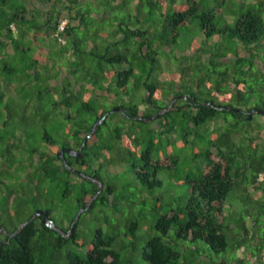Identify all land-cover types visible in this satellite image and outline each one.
Masks as SVG:
<instances>
[{"label":"trees","instance_id":"1","mask_svg":"<svg viewBox=\"0 0 264 264\" xmlns=\"http://www.w3.org/2000/svg\"><path fill=\"white\" fill-rule=\"evenodd\" d=\"M99 2L111 15H90L97 0H0V264H264L263 125L248 118L264 111V0ZM62 17L64 43L31 54L28 32L45 41ZM94 77L120 111L83 98Z\"/></svg>","mask_w":264,"mask_h":264},{"label":"rangeland","instance_id":"2","mask_svg":"<svg viewBox=\"0 0 264 264\" xmlns=\"http://www.w3.org/2000/svg\"><path fill=\"white\" fill-rule=\"evenodd\" d=\"M90 9H91V11H90V15L93 17L94 15H99V16H101V15H107V16H109V15H111V13L109 12V10L108 9H106V7L104 6V4H101L100 2H99V0H97V3L95 4V5H93V7H91L90 6ZM106 11V12H105ZM96 15V16H97ZM88 21V22H87ZM86 21V23L88 24L89 23V19ZM91 30V29H90ZM83 32L84 31H79L78 32V34H83ZM92 32V31H91ZM107 39L108 40H111V39H113V37L110 35L109 37H105V40H101V39H99L98 40V42L96 43V45H95V47L93 48V50L95 51V52H97V53H102V52H104V50H105V47L107 46V43H106V41H107ZM46 42L47 41H50V46H52L54 49V51H55V49L57 48V47H59L60 45H57V42L53 39V38H51V37H47L46 38V40H45ZM94 40H93V36L91 37V36H89V34H86V35H84L83 37H82V45H80V47H83V48H86V49H88V50H91L92 49V45H93V42ZM177 48V46L176 47H174V51H175V49ZM177 49H179V48H177ZM84 56V59H85V63H84V65H85V69L84 70H86L89 74H88V77H90V76H92V74L93 75H95L96 76V78H99L100 79V81H102V78H101V76L100 75H96V74H94V72H96V70H97V62H98V58L96 57V56H93V55H91V54H84L83 55ZM48 58V59H52V56H51V53H46L45 55H42V58H41V60L42 59H44V58ZM58 57H56V55L54 56V59H55V61L53 62V64L52 65H59V62L57 61L58 59H57ZM171 61V62H170ZM160 62L161 63H163V66H161L162 68H164V69H167V70H175L176 69V65L178 64L176 61H173V60H169V59H164V58H160ZM110 67V66H109ZM125 66H123V68H124ZM121 68H122V66H121ZM120 68V69H121ZM65 69L66 70H68V68L65 66ZM66 70H64V72H66ZM107 70H109V68H107ZM80 73H83L82 71L80 72ZM101 73V72H100ZM5 75V73H3V74H0V80L2 81L3 79H4V76ZM100 76V77H99ZM76 77H79V74H77L76 75ZM112 77V79H113V75L111 76ZM95 77L94 78H92V80H90V81H88L87 83H86V85L84 86V88L82 89V94H83V98H85V99H87V98H89L90 97V99H92L93 100V102H100V104H102V105H106V108L108 109V111H110V110H112L113 108H115V107H113L112 108V101H110V99L108 98V94L105 92V89L102 87V88H99L98 86H96V84H94V79H96ZM99 81V82H100ZM37 85V84H36ZM129 85H130V87H132V84H130V82H129ZM95 86V87H94ZM34 89H33V91H37V87L36 86H32ZM93 89L96 91V92H100V91H102V94L101 95H99V97L97 96V97H95V95H94V91H93ZM86 90V91H85ZM106 91L107 92H109V91H112L114 94L112 95V98L113 99H119L120 97H122V92H119V90L117 89V88H112V86H110V89H106ZM86 93H92V95L90 96V95H85ZM132 95V94H131ZM133 97H134V99L136 100V102L138 101V100H141V98H143V97H145V95H146V90H145V88L142 86V85H140V87L139 88H137V90L133 93ZM133 97H132V99H133ZM134 99L132 100V101H134ZM46 100H49L48 98H46ZM12 101V98H11V100H10V102ZM50 101V100H49ZM117 101V100H116ZM12 102H23L22 104H24V102H28V100L27 99H25V98H19L18 100H14V101H12ZM42 102H45V101H42ZM2 105V102H0V106ZM108 105V106H107ZM117 107V106H116ZM99 107L96 105V109H98ZM114 111H118V110H114ZM113 111V112H114ZM0 113H2V111L0 112ZM254 118L256 119V121H258V122H260V123H262V125H263V128H262V130H261V138H263L264 139V117H262V116H257V115H254ZM222 122L220 121L219 122V124H221ZM28 129H33L32 128V126H30L29 124H28V127H27ZM37 129V128H36ZM107 129V128H106ZM35 130V129H34ZM108 130V129H107ZM28 132H30V131H28ZM106 134H108V131L106 132ZM39 135V134H38ZM165 173L166 172H164V171H161V172H159V177H163V176H165ZM164 182H167L168 183V181H164ZM169 183H170V181H169ZM165 186H166V184H165ZM175 191H180V189L179 188H175ZM239 193H241L240 191H238L237 189H234L233 191H231L230 193H229V195H228V197H227V204H226V207H225V211H227L228 213L229 212H232V214H234L233 215V217L234 218H238L239 217V211L241 210V208H240V206L242 205V203H241V198L239 199V196H240V194ZM255 198H259V199H264V190H256V191H254L253 192V194H252ZM245 204V203H244ZM233 218V219H234ZM235 220V219H234ZM248 221V220H247ZM236 223V221H234V224ZM264 228V227H263ZM237 229H238V227H234V229H233V231H234V233L236 234V232H237ZM237 237V236H236ZM234 238V237H233ZM229 242H230V245H232V244H234V243H236V241L235 240H231L230 239V237H229ZM199 246H201V247H205V246H203L201 243V241H199ZM230 247V246H229ZM232 253V256L231 257H234L235 255H237V253H233V251H231V249H228L227 250V253L226 254H224V256L225 255H229V253ZM212 255V256H214L216 259H221V257L223 256V254L222 253H220V254H214L213 252H209L208 250L206 251V255Z\"/></svg>","mask_w":264,"mask_h":264},{"label":"crops","instance_id":"3","mask_svg":"<svg viewBox=\"0 0 264 264\" xmlns=\"http://www.w3.org/2000/svg\"><path fill=\"white\" fill-rule=\"evenodd\" d=\"M47 7H43V10H46ZM25 42L27 43V46H30V53L31 54H35L37 53V55L39 54V52H45V50H49V48H52V46H46V41H38L34 38L33 36V31H29L28 34L24 37ZM7 42V41H6ZM8 45L6 46V48H4V50H6L8 53H12L13 51V47L10 44V42H7ZM44 55V54H43Z\"/></svg>","mask_w":264,"mask_h":264},{"label":"water","instance_id":"4","mask_svg":"<svg viewBox=\"0 0 264 264\" xmlns=\"http://www.w3.org/2000/svg\"><path fill=\"white\" fill-rule=\"evenodd\" d=\"M114 110H118V111H120L121 109H120V107L117 106V107L113 108L112 110L108 111V113L113 112ZM255 110H256V109H253V110H251V111L249 112V116H248L249 119H250V115H251ZM106 116H107V114H104L99 122H100V123H103V122H104L103 119H104ZM93 130H94V128H93ZM93 130H92L90 133H92ZM64 150H66V151H67L68 153H70V154H74V155H78V156L81 155L80 152H77V151L72 150V149H70V148H66V149H65V148H62V149H60V150L58 151V153H57V154H58L59 156H61L62 158H63V152H64ZM40 213H42V211H41V210H37V211H35L34 215H38V214H40ZM45 215H47V212H45Z\"/></svg>","mask_w":264,"mask_h":264},{"label":"clouds","instance_id":"5","mask_svg":"<svg viewBox=\"0 0 264 264\" xmlns=\"http://www.w3.org/2000/svg\"><path fill=\"white\" fill-rule=\"evenodd\" d=\"M64 18H65V17H62V18L59 19L58 24H57V30H56V32H54V35H48V36H50L51 38L55 39V40H56L58 43H60V44H61V43H64V40H63L62 36L59 35V32L63 30V29H62V30H59V23H60V21L63 20ZM13 25H14V24H13ZM11 29L16 31V26L14 25V27H12V24H11ZM56 38H57V39H56ZM72 150H73V149H72ZM98 185L100 186V184H98ZM44 223L51 225V227H54V224L52 223L51 220H44Z\"/></svg>","mask_w":264,"mask_h":264},{"label":"flooded vegetation","instance_id":"6","mask_svg":"<svg viewBox=\"0 0 264 264\" xmlns=\"http://www.w3.org/2000/svg\"><path fill=\"white\" fill-rule=\"evenodd\" d=\"M253 109H256L251 115H250V118L253 116L254 117V115H257V116H262V117H264V111H262V110H259L258 108H253ZM248 116H249V112H248Z\"/></svg>","mask_w":264,"mask_h":264},{"label":"built area","instance_id":"7","mask_svg":"<svg viewBox=\"0 0 264 264\" xmlns=\"http://www.w3.org/2000/svg\"><path fill=\"white\" fill-rule=\"evenodd\" d=\"M67 20L63 19L60 21L59 23V30H62L64 28V25L66 24ZM12 27H14V25L12 24Z\"/></svg>","mask_w":264,"mask_h":264},{"label":"bare ground","instance_id":"8","mask_svg":"<svg viewBox=\"0 0 264 264\" xmlns=\"http://www.w3.org/2000/svg\"><path fill=\"white\" fill-rule=\"evenodd\" d=\"M42 211V210H41Z\"/></svg>","mask_w":264,"mask_h":264}]
</instances>
